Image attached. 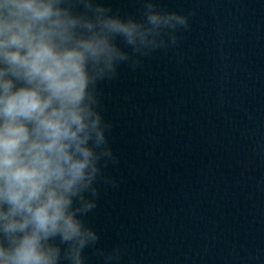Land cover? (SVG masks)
Masks as SVG:
<instances>
[{"label": "water", "instance_id": "95a60500", "mask_svg": "<svg viewBox=\"0 0 264 264\" xmlns=\"http://www.w3.org/2000/svg\"><path fill=\"white\" fill-rule=\"evenodd\" d=\"M139 16V0H105ZM177 48L102 85L120 163L86 217L121 264H174L264 230V0H158ZM88 264H101L91 249Z\"/></svg>", "mask_w": 264, "mask_h": 264}, {"label": "clouds", "instance_id": "9594fccd", "mask_svg": "<svg viewBox=\"0 0 264 264\" xmlns=\"http://www.w3.org/2000/svg\"><path fill=\"white\" fill-rule=\"evenodd\" d=\"M0 0V264H121L86 217L120 163L102 85L177 48L190 15L139 0ZM129 264H134L129 260Z\"/></svg>", "mask_w": 264, "mask_h": 264}]
</instances>
